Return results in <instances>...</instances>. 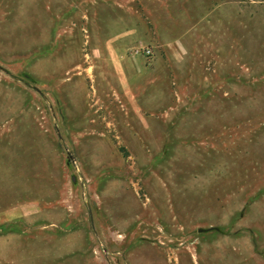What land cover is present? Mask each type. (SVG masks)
I'll use <instances>...</instances> for the list:
<instances>
[{
    "label": "rangeland",
    "instance_id": "obj_1",
    "mask_svg": "<svg viewBox=\"0 0 264 264\" xmlns=\"http://www.w3.org/2000/svg\"><path fill=\"white\" fill-rule=\"evenodd\" d=\"M0 264H264V0H0Z\"/></svg>",
    "mask_w": 264,
    "mask_h": 264
}]
</instances>
